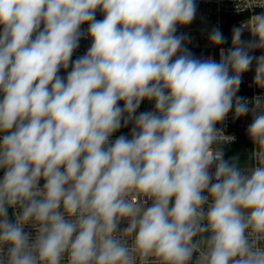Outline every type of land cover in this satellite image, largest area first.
I'll use <instances>...</instances> for the list:
<instances>
[{"label":"clouds","instance_id":"9594fccd","mask_svg":"<svg viewBox=\"0 0 264 264\" xmlns=\"http://www.w3.org/2000/svg\"><path fill=\"white\" fill-rule=\"evenodd\" d=\"M234 4L260 11L217 62L177 34L195 0H0V264H264V94L237 95L254 62L264 90V0ZM230 111L250 166L224 159Z\"/></svg>","mask_w":264,"mask_h":264},{"label":"built area","instance_id":"2783aa9c","mask_svg":"<svg viewBox=\"0 0 264 264\" xmlns=\"http://www.w3.org/2000/svg\"><path fill=\"white\" fill-rule=\"evenodd\" d=\"M197 5V12L193 22L188 26L178 27L177 34L185 33L190 38L191 42L186 44V47L190 50L194 57L199 59H207L209 57L219 61V48L223 47L227 50L231 46V34L234 26H239L253 11H260V9L247 10L243 13H237L235 11L234 0H195ZM96 19H103L100 12H97ZM87 24L81 26L82 31L86 30ZM213 27H218L223 35L227 38V43L221 46H213L208 41V34ZM250 33L244 31L242 39H250ZM92 41L90 38L82 37L79 42V47L73 53L72 60L84 55L87 49L90 47ZM259 56L261 52L259 50L253 53ZM255 63V62H254ZM254 63L253 68L247 73L242 75V83L240 85L238 96L246 97L251 100L252 97L256 95L264 94V90H261L254 85H252L254 78ZM71 69L69 68L68 71ZM66 71L61 69L59 75L66 77ZM252 85V86H250ZM120 106L123 107V102H120ZM154 108V103L148 100H144L139 109H137V114L145 111H152ZM251 123V115H247L240 118H234L233 112H229L227 117L221 123L217 124V128L222 130V133L226 137H234L235 139L231 142L222 143L220 145L222 151L230 144L234 143L238 139V130L247 129L248 125ZM132 125L129 124L128 127H121L113 136L111 140H115L120 135L128 136L130 133ZM130 138V137H129ZM253 149V144L251 151ZM251 165V161L249 166ZM214 171V168L212 169ZM3 176V171L0 170V178ZM43 181H41V186ZM11 216V210H10ZM125 225H121L123 227ZM26 231H29L27 227Z\"/></svg>","mask_w":264,"mask_h":264},{"label":"trees","instance_id":"16d2710c","mask_svg":"<svg viewBox=\"0 0 264 264\" xmlns=\"http://www.w3.org/2000/svg\"><path fill=\"white\" fill-rule=\"evenodd\" d=\"M251 148L252 143L247 136V129H239L237 141L225 148L224 159L231 160L233 157H236L240 166L249 165Z\"/></svg>","mask_w":264,"mask_h":264}]
</instances>
